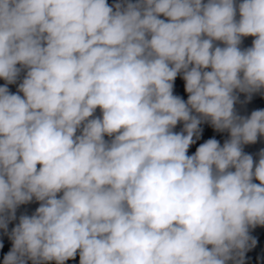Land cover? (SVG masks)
Listing matches in <instances>:
<instances>
[{
    "label": "clouds",
    "instance_id": "obj_1",
    "mask_svg": "<svg viewBox=\"0 0 264 264\" xmlns=\"http://www.w3.org/2000/svg\"><path fill=\"white\" fill-rule=\"evenodd\" d=\"M22 68L23 96L0 86V228L40 203L3 264H244L264 109L234 105L264 90V0H0V78ZM203 122L230 138L190 155Z\"/></svg>",
    "mask_w": 264,
    "mask_h": 264
},
{
    "label": "water",
    "instance_id": "obj_2",
    "mask_svg": "<svg viewBox=\"0 0 264 264\" xmlns=\"http://www.w3.org/2000/svg\"><path fill=\"white\" fill-rule=\"evenodd\" d=\"M110 6L114 5L117 2H123V0H107ZM131 2L135 3L136 0H131ZM207 2V0H205ZM241 0H236V3L239 4ZM161 19L167 18L163 15L160 16ZM237 15V19H238ZM254 37H244L242 38V44L240 47L242 49L248 48L252 46V41ZM216 45L223 47L224 45L221 42H215ZM17 67H21L17 65ZM210 70V69H209ZM27 73L26 68H22L17 80L15 83L8 84L5 80L0 78V86L7 85L9 92L14 94H19L23 96V93L18 92L19 84L23 81ZM184 81L182 78V73L179 74L174 82V95H178L183 98L185 101L187 100L188 94L184 91ZM238 96V100L234 105V109L236 113L240 116H250L251 112L258 109H264V90L260 92L253 93L251 95V99H248V95L246 93H240L236 91L235 93ZM195 114V113H194ZM95 116H100V110L97 109ZM200 127L203 129L200 139L197 140L196 144L192 145L189 149V154H193L196 150V147L199 144L203 143L205 140L209 138L215 137L220 141L221 145H223L224 141L230 138V134L228 131L217 132L210 123L203 122ZM183 128V123H178L174 131L179 132ZM79 134V132L77 133ZM106 140H110V137H105ZM261 149H264V136L258 137V140L254 144H247L243 146V151L247 154L253 156L254 163L259 160V152ZM234 170V169H233ZM58 195H62L58 194ZM38 201L33 199L31 202L26 204H21L17 207L15 212V219L10 220L7 225V229L0 228V244L3 247H0V264H3V260L5 255L11 250L13 246V242L10 238V234L12 229L19 223V218L22 215L31 216L35 213V210L39 207ZM250 235L255 238L256 244L254 247H251L249 250L245 252L244 255V264H264V226H257L253 229H250ZM28 264H32L31 260H28ZM44 264H56L55 261L44 262ZM65 264H79V255L77 254L75 259H70L65 261ZM228 264H234L233 261H228Z\"/></svg>",
    "mask_w": 264,
    "mask_h": 264
}]
</instances>
